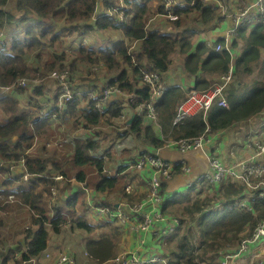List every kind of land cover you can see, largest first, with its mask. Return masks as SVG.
Listing matches in <instances>:
<instances>
[{
	"label": "trees",
	"instance_id": "trees-1",
	"mask_svg": "<svg viewBox=\"0 0 264 264\" xmlns=\"http://www.w3.org/2000/svg\"><path fill=\"white\" fill-rule=\"evenodd\" d=\"M11 1L18 15L9 8ZM184 2L174 8L179 18L172 21L163 15V0H0V29L4 31L0 43V89L23 78L28 80L26 85L0 94V159L26 157L31 173L29 180L24 181L17 172L8 175V168L0 167V264L11 261L19 264L39 257L48 248L52 235L65 232L64 226L68 223L85 235V247L94 259L98 263L107 262L116 255L114 237L118 231L95 235L96 225L86 217L89 203L79 186L71 182L72 175L84 181L85 171L91 169L89 187L99 194L124 195L126 200L134 202L142 194H129L125 187L128 181L140 176L137 170L131 171L130 165L135 164L141 154L163 147L165 139L196 137L207 127L217 133L264 115V23L261 22L252 27L242 26L232 41V46L239 48L240 53L234 62L235 79L225 90L229 106L216 103L206 114L200 111L183 123L173 125L177 108L187 97L185 88H209L218 81L212 74L220 76L231 65L229 52L207 46L204 38L220 21L219 12L201 0ZM117 10L123 11L126 18L120 20ZM107 30L122 36H110L104 45L91 41V35ZM6 36L11 39L9 45L4 41ZM84 38L90 39V46L81 44ZM219 42L223 39L215 44ZM95 64H102L98 71L92 70ZM145 65L158 71L169 85L155 103L159 125L148 119L145 111L138 112L140 104L149 100L150 88L143 82L140 70ZM179 65L186 72L185 76L194 77L190 83L180 80L174 83L170 68L177 70ZM56 69H70L72 87L76 90L99 91L106 83H111L135 93L136 98L127 102L114 100L108 105L106 116L95 109L93 102L79 98L60 109L58 89L53 88L55 81L47 78ZM37 78L40 82L34 81ZM42 111L46 117H39ZM135 112L133 122L124 128ZM123 113L127 114L125 120ZM64 124L68 128L63 131ZM83 124L99 128L94 136L75 140L68 147L73 151L71 162L62 163L60 152L47 148L43 141L56 132H72ZM132 136L140 143V148L136 147L138 152L124 145L125 139ZM36 138L42 145L27 154ZM179 164H175V175L181 173ZM60 173L64 179L56 180L55 176ZM199 183L187 185L168 198V184L164 181L162 192L168 198L165 209L182 213L184 218V225L177 229L183 233L178 239L181 244L178 250L173 249L167 255L169 261L179 262L184 257L187 264L217 262L220 249L232 251L264 219V199L247 196L249 189L243 182L226 177L214 194L205 198L197 194L192 198L198 187H202L199 193L214 187L206 181ZM53 186L58 190V198L50 208L48 199ZM9 194H15L17 200L3 204V197ZM220 198L219 202H225L224 207L216 210L213 205ZM233 198H248L251 209L231 204L229 201ZM177 203H181V207H177ZM19 216L27 224L23 239L16 244L12 238L19 227L16 221ZM195 226L200 247L194 244L192 237ZM184 239L188 241L187 246Z\"/></svg>",
	"mask_w": 264,
	"mask_h": 264
},
{
	"label": "built area",
	"instance_id": "built-area-1",
	"mask_svg": "<svg viewBox=\"0 0 264 264\" xmlns=\"http://www.w3.org/2000/svg\"><path fill=\"white\" fill-rule=\"evenodd\" d=\"M201 3L207 4L212 10L219 12L220 21L214 24V29L209 34H204L207 46L214 48L216 51H227L231 56V65L228 71L220 76H217V82L206 89L193 88L187 91V97L178 106L176 115L173 120V125L183 123V121L194 115L197 112L203 111L205 114L214 105L229 106L225 96V90L235 79L234 60L237 57V50L232 46L233 39L239 34V29L248 25L250 27L264 23V0H201ZM183 2L178 0H163L164 16L169 20H177L178 13L174 11L177 5H183ZM194 4V1L192 2ZM126 18L125 13L121 15V19ZM4 36V31L0 29V43ZM220 38L223 42L215 44ZM86 42V40H85ZM134 64L138 63L134 60ZM102 64L92 66L93 71H98ZM143 82L150 88L149 100L140 104L139 113L146 112L148 119L158 124V113L155 103L166 92L169 85L162 80L158 71L149 69L146 65L140 68ZM70 69L53 70L48 75V79H52L56 83L58 89L57 106L62 109L71 103L76 98L94 103L95 109L103 116L107 115L108 105L114 100L133 101L136 98L135 93L124 91L119 85L106 83L99 91L75 89L72 87L70 79ZM40 78L35 79V82H40ZM28 83L27 79H20L16 84L11 86L1 87L0 94L12 92L15 88L24 86ZM74 84V83H73ZM47 115L45 112H40L39 117L43 118ZM253 118V117H252ZM250 118L246 123L249 128H254L252 132L248 131V137L245 142V149L248 155L244 158H238V155L230 154L232 160L230 163H225L220 156L225 145L216 148V140L221 132L212 133L207 129L196 137H181L175 140L165 139L164 146L154 149L149 153H143L138 158L135 164H131L130 168H134L140 174L142 181L141 197L131 202L129 200H100L97 203L91 199L93 190L88 186L87 181H79L76 176L71 177L73 184H79L87 194V200L90 208L100 217L106 218L112 222L121 224L125 231L132 237L137 239V247L132 250L121 251L112 259L104 263L98 264H154L162 261L163 255L157 253L155 245L150 243L151 239H160L168 234L175 232L182 224L181 215L176 213H168L164 210V200L166 196L163 194L164 181L169 182L175 177V164L180 163L181 173L191 174L194 171V165L191 159L183 158L181 160H173L161 153V149L176 148L177 152L186 155L189 152H197L203 159V163L199 173L188 182V186L202 181H206L213 185L211 188L219 189L220 182L223 178L232 177L240 182H243L249 189L247 196H258L264 199V121H253ZM122 119H127V114H122ZM254 122L260 124V128L252 126ZM130 124H126L127 127ZM99 126L94 124H83L78 129L63 133L62 135L55 133L50 139L43 141L47 148H56L63 150L67 146H71L77 139H87L94 136ZM161 131V127H160ZM161 137L163 134L161 132ZM145 139V138H144ZM36 138L34 146L27 150V154L35 152V146L41 144ZM121 145L118 144V147ZM213 150V151H212ZM229 156V155H228ZM227 156V158H228ZM26 157H20L14 160L0 159V167L8 168L9 174L17 172L21 175L24 181H28L31 173L26 165ZM56 180L64 179L63 174L55 176ZM127 192H133L134 186L129 184ZM51 198L49 206L52 208V203L58 198V190L55 186L51 188ZM3 194H1L2 197ZM7 198V199H6ZM3 197V204L16 201L14 194H9ZM220 198L219 200H221ZM234 200V201H233ZM239 207L251 209L248 198L235 199L229 201ZM225 202L217 203V208L223 206ZM233 249V248H232ZM230 248L219 250L220 259L217 262H202L197 264H264V219L260 220L254 228L244 236L236 245L229 251ZM27 251V249H26ZM86 261L94 259V257L85 252ZM168 258V257H167ZM19 260V257L17 258ZM172 262V263H170ZM174 261H169L168 264H174ZM10 264H16L11 261ZM19 264H80L75 253L70 249H65L57 253H52L45 250L39 257H33L29 261H20Z\"/></svg>",
	"mask_w": 264,
	"mask_h": 264
},
{
	"label": "rangeland",
	"instance_id": "rangeland-1",
	"mask_svg": "<svg viewBox=\"0 0 264 264\" xmlns=\"http://www.w3.org/2000/svg\"><path fill=\"white\" fill-rule=\"evenodd\" d=\"M12 2L13 1H11L10 3H9V8L10 9H12V11H15V13L17 14V12H16V10H15V6H14V4H13V6H12ZM14 7V8H13ZM116 13H117V15H118V18H120V20H122L121 19V15L122 14H124V12L123 11H121V10H117L116 11ZM18 15V14H17ZM110 36H118V37H121L122 36V34L121 33H119V32H114V31H112V30H107V31H105V32H100V33H98V34H94V35H91L90 36V39H91V41H93V40H95V43H100V44H102V45H104V43L109 39L108 37H110ZM108 38V39H107ZM90 39L89 38H84L83 39V41L81 42V44H84V45H86V46H90ZM85 40H86V42H85ZM4 41L6 42V44L7 45H9L10 43H11V39L9 38V37H5V39H4ZM97 43V44H98ZM237 51L239 52L240 51V49L238 48L237 49ZM172 68V69H171ZM170 68V72H171V74H172V77H173V79L175 78V80H173L174 81V83H178L179 82V79L181 78V79H183V82L184 83H190L189 82V80H190V78H188V76H185L186 75V72L184 71V69L182 68H178L177 70H175L173 67H171ZM177 73H178V75H177ZM53 88L55 89L56 88V83H53ZM185 88V87H184ZM186 89V91H188L187 90V88H185ZM251 120H253V121H264V115H262V114H259V115H257V116H255V117H253ZM243 124H246V122H243V123H241V124H239V126H241V125H243ZM252 126H255V127H258L259 125L257 124V125H252ZM235 127V126H234ZM65 128L67 129L68 128V125L67 124H64L63 125V131L65 130ZM124 128H125V126H124ZM255 129L254 128H249V129H247L246 131H249V132H252V131H254ZM249 134V133H248ZM248 134L246 135L247 137H248ZM128 139V138H127ZM131 139H133V138H131ZM130 139V140H131ZM218 144H221V142L219 141L218 142ZM218 144H217V146H218ZM71 147V146H70ZM233 148H234V146H233ZM72 149V148H71ZM227 150H228V148H226V147H224L223 148V152H221V154H222V157H224L225 156V154H226V152H227ZM60 152V154H59V158H60V161L62 162V163H70L71 162V160H72V154H73V151L72 150H69L68 148H66L65 150H61V151H59ZM231 154V153H230ZM229 154V155H230ZM174 160V159H173ZM89 170V172H87V171H85V173H86V179L84 180V181H87L88 182V178H89V176H92V173H93V170H91V169H88ZM76 171V170H75ZM73 176H76L75 174L74 175H72V177ZM200 183H198L197 185H199ZM75 185V184H74ZM76 186H79V184H76ZM181 188H183V187H180L178 190L175 188L174 190H176V191H174V192H177V191H180V189ZM202 189V187H198L196 190H195V192H193L192 193V195H191V197L192 198H195L196 197V195L198 194V195H201V197L202 198H205L206 197V195H212V194H214L215 192H216V189H214V190H212V191H207V192H202V193H199V191ZM173 192V193H174ZM173 193H172V195H173ZM67 194V193H66ZM69 194H71V193H69ZM65 198V197H64ZM79 201H80V199H79ZM219 201H222V200H217L215 203H214V205H213V207L216 209V210H218V208H217V203H219ZM234 201V200H233ZM187 203V202H186ZM185 204V203H184ZM177 207H181V203H177ZM219 209L220 210H222L223 209V206L222 205H220V207H219ZM92 213L94 212V210L91 208V210H90ZM218 212V211H217ZM15 213V212H14ZM6 215H7V213H5ZM94 214V213H93ZM182 213H180V215H181ZM189 217V216H188ZM189 219H190V217H189ZM96 220H97V225H96V233H95V235L97 234V233H99V232H104V231H113V229L112 228H116V226L117 227H119V225H118V223H116V222H114V223H116V224H109V225H106L105 227H104V230H103V228H102V225H100L101 224V222H102V224H104L105 223V218H103V217H101L100 218V220L97 218V216H96ZM16 221L19 223V227L18 228H16L15 229V231H14V235H13V238H12V241L13 242H15L16 244L20 241V240H22L23 239V235H24V229H25V225L27 224L26 222H24V220H21V218H20V216L19 217H17V219H16ZM9 223H10V221H9ZM69 224V223H68ZM68 224H66L65 226H64V235L65 236H68V237H65V236H63V239L64 240H62V243H63V247H62V250L63 249H70V250H72V251H74L79 257H77V260H80L81 258L80 257H82V254H83V250H85V249H87L86 247H83L82 245H81V242L79 241L80 240V236L81 235H84V234H82V233H78V230L77 229H72ZM116 225V226H115ZM119 228H121V227H119ZM117 229V231H118V235L120 236H122V240H123V243H124V248L125 249H130V248H133L134 247V244L132 243V239H124L125 238V236H126V233L124 232V231H121V233L119 232V229L118 228H116ZM195 229H196V226L193 228V230H192V237H193V241H194V244L197 246V247H200V245L198 244V242H199V240H200V237H199V235L198 234H196V232H195ZM69 231H71L70 233H69ZM81 234V235H80ZM179 235V237H176V235ZM183 233H182V230H176L175 232H173V233H171V234H168V235H166V236H164L163 237V243H164V245H163V247H161L160 248V252L163 254V257H162V261H159V262H155L154 264H168V258H167V255L174 249V250H178L179 249V245L181 244V242L178 240L179 238H180V236L182 235ZM172 236H175V238L174 239H172V238H170V237H172ZM228 238L231 236V234H229L228 233ZM55 237H56V235H55ZM52 239V238H51ZM54 239V238H53ZM73 239H75V240H78V241H73ZM58 240H61V239H59L58 238ZM184 242H186L184 245H188V241H186V239H184ZM122 246V245H121ZM204 246V245H203ZM118 246H116V248H117ZM58 248V247H57ZM115 248V249H116ZM121 249V247L119 246V248L117 249L118 251ZM201 248H199V250H200ZM116 250V251H117ZM121 250H123V249H121ZM120 250V251H121ZM155 250V249H154ZM175 253V252H174ZM210 254H212V252H210ZM80 262H82V261H80ZM176 263H181V264H187L186 263V258H184V257H181V259L179 260V262H176Z\"/></svg>",
	"mask_w": 264,
	"mask_h": 264
},
{
	"label": "crops",
	"instance_id": "crops-1",
	"mask_svg": "<svg viewBox=\"0 0 264 264\" xmlns=\"http://www.w3.org/2000/svg\"><path fill=\"white\" fill-rule=\"evenodd\" d=\"M240 53V51L238 52ZM179 68H181V66L179 65ZM213 76L215 74H212ZM212 75H210L209 77H211ZM194 79V77L192 79L189 80L192 81ZM181 82L183 81V79H179ZM258 128H260V124H258ZM248 129V124H243L239 127H230L228 130H224V131H221V134L220 136L218 137V139L216 140V146L214 148V150H216V148L220 147L221 145H225L226 148H228L226 154L224 157H222V154L220 152V156L222 157L223 161L227 164V163H230V161L232 160V157L229 155L230 153L233 152V155H238V158H244L245 156L248 155V152L247 150L245 149V140L247 138V134H248V131H246ZM133 138V139H131ZM131 139V140H130ZM221 142V144H218V142ZM140 143L136 141L135 137H129L128 139H125L124 141V145H127L128 147H130V149H132L133 152L137 151L138 149L136 147H139L140 148ZM218 144V146H217ZM234 146V148H233ZM161 153L165 156H168L169 158H172L174 160H181L183 158H189L191 159V161L193 162V165H194V171L191 173V174H183V173H180L178 175H175V177L167 182V194H168V198L172 197V193L176 190H174L175 188L178 190L180 187H186L188 185V182L189 180H191L194 176H196L198 173H199V170L201 168V165L203 163V159L202 157L197 153V152H189L188 154L186 155H183L179 152H177L176 148H169V149H161ZM229 155V156H228ZM228 156V158H227ZM132 171V170H131ZM140 178H139V175H138V178L132 182H134L136 185H139V187H137V191L138 193H142V181H140ZM91 188V187H90ZM80 190H82L84 192V190L79 187ZM93 190V195H91V199L93 198L94 199V202L97 200V199H100V200H108V196L106 194H99L98 192H96L93 188H91ZM85 194V197L87 199V194L84 192ZM167 197L165 198L168 199ZM116 199V197H112V200ZM122 199V198H120ZM88 201V200H87ZM90 206V205H89ZM91 208L87 211L86 213V217L87 219L91 222V223H94L95 225H97V220H96V216L97 218L100 220V216H98L97 214H94L90 211ZM170 213H175V212H170ZM180 214V213H178ZM105 222L107 223L108 220L105 218ZM103 222V221H102ZM101 224L102 225V228L104 229V227L106 225H109V224H116L114 222H110L108 224ZM118 223V222H117ZM69 225V224H68ZM119 227H117L116 225V228L119 229V232L121 233V231H124L126 233V236L124 239H132V237L128 234L127 231H125L124 227L119 224ZM70 226V225H69ZM116 228H112L113 230H116ZM71 231H69L70 233ZM56 235V237H55ZM63 236L64 235V232L63 233H59V234H53L52 235V239L50 241V246L48 247V249L50 250H53V251H59L60 247H63V243H62V240L63 239ZM65 237H68V236H65ZM54 238V239H53ZM61 239V240H58ZM115 238V241H117V248L116 250L119 248V246L121 247V251H125V250H132V249H135L137 247V239L134 237L132 239V243L134 244V247L133 248H130V249H125L123 246H124V243H123V240H122V236L118 235L117 234V237H114ZM73 241H78V240H75L73 239ZM81 242V245L83 247H85L86 245V238H85V235H81L80 236V240ZM163 241V237L160 238V239H151L150 240V243L151 244H154L155 245V250L157 253H160L161 255H163L160 251V248L163 247L161 245V242ZM122 245V246H121ZM58 247V248H57ZM116 251V255L119 254L121 251ZM115 255V256H116Z\"/></svg>",
	"mask_w": 264,
	"mask_h": 264
},
{
	"label": "clouds",
	"instance_id": "clouds-1",
	"mask_svg": "<svg viewBox=\"0 0 264 264\" xmlns=\"http://www.w3.org/2000/svg\"><path fill=\"white\" fill-rule=\"evenodd\" d=\"M237 50V49H236ZM239 53H238V51H237V55H238ZM236 59V58H235ZM234 62H235V60H234ZM234 65V64H233ZM217 76H219V75H214L213 76V78L214 79H217L216 77ZM217 82V81H216ZM232 83V82H231ZM225 96H226V94H225ZM226 99H227V97H226ZM57 134H59L58 132H56ZM64 133V132H63ZM62 133V134H63ZM62 134H60V135H62ZM68 147H70V146H67V147H65L63 150H65L66 148H68ZM69 149V148H68ZM69 150H71V149H69ZM58 151H61V150H58ZM135 152H138V151H135ZM131 170L132 171H134V168H131ZM139 178H140V176H139ZM139 183H140V181H139ZM129 184H131V185H133L134 186V189H133V192H131V193H129V192H127V186L129 185ZM137 187H139V185H136L134 182H132V181H128L127 183H126V187H125V190H126V192L127 193H129V194H137L138 193V191H137ZM143 193V192H142ZM142 193H140V194H142ZM15 195V194H14ZM7 197V196H6ZM114 197V196H113ZM116 197V199H114V200H126L125 198H124V195L123 196H115ZM50 198H51V196L49 197V199H48V205H49V201H50ZM120 198H122V199H120ZM17 200V199H16ZM138 200V199H137ZM106 201H112V197H108V200H106ZM136 201V200H135ZM50 207V206H49ZM223 207H224V203H223ZM219 209V208H218ZM164 210L165 211H167L168 213H170V211L169 210H167V209H165V200H164ZM176 214H178V213H176ZM180 215V214H179ZM186 220V219H185ZM109 221V220H108ZM184 224H182L181 226H183ZM50 246V245H49ZM48 246V247H49ZM47 251H50V252H52V253H57V252H59V251H63V250H65V249H59V251H53V250H50V249H46ZM45 251V250H44ZM43 251V252H44ZM88 252L89 254H90V251L88 250V249H85V250H83V254H82V257H80L81 259L80 260H78V262L80 263V264H98V262L95 260V259H91V260H88V261H86V255H85V252ZM42 252V253H43ZM74 252V251H73ZM42 253H41V255H42ZM75 253V252H74ZM75 255H76V257H79L76 253H75ZM115 257V256H114ZM80 261H82V262H80ZM175 262V261H174ZM176 263V262H175Z\"/></svg>",
	"mask_w": 264,
	"mask_h": 264
},
{
	"label": "water",
	"instance_id": "water-1",
	"mask_svg": "<svg viewBox=\"0 0 264 264\" xmlns=\"http://www.w3.org/2000/svg\"><path fill=\"white\" fill-rule=\"evenodd\" d=\"M135 116H136V112L130 117V119L128 120V124H131L133 122Z\"/></svg>",
	"mask_w": 264,
	"mask_h": 264
}]
</instances>
